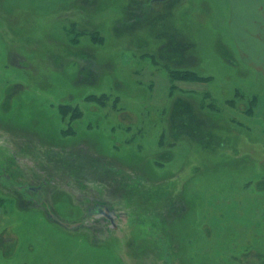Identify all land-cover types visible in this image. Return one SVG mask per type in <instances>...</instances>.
Here are the masks:
<instances>
[{
	"label": "rangeland",
	"instance_id": "rangeland-1",
	"mask_svg": "<svg viewBox=\"0 0 264 264\" xmlns=\"http://www.w3.org/2000/svg\"><path fill=\"white\" fill-rule=\"evenodd\" d=\"M230 10L0 0V264H264V78Z\"/></svg>",
	"mask_w": 264,
	"mask_h": 264
},
{
	"label": "crops",
	"instance_id": "crops-1",
	"mask_svg": "<svg viewBox=\"0 0 264 264\" xmlns=\"http://www.w3.org/2000/svg\"><path fill=\"white\" fill-rule=\"evenodd\" d=\"M230 6L229 25L234 39L233 49L236 47L233 53L236 52L246 67L258 71L264 78V0H230ZM255 101L253 98L247 103L236 104L235 100L230 99L229 103L231 109H237L242 116H252ZM0 218H3L1 208ZM2 227L3 224L0 229Z\"/></svg>",
	"mask_w": 264,
	"mask_h": 264
},
{
	"label": "water",
	"instance_id": "water-1",
	"mask_svg": "<svg viewBox=\"0 0 264 264\" xmlns=\"http://www.w3.org/2000/svg\"><path fill=\"white\" fill-rule=\"evenodd\" d=\"M154 2H163L165 0H153ZM90 218L93 219H99L101 217H104L110 221H112L114 219V214L112 211L108 210L106 206L104 205H95L92 207L88 208V213H87ZM50 217L55 220L56 222H58L61 226L67 227L69 229H73V228H78L80 226L81 223H66L61 221L58 217L54 216L53 214L50 215Z\"/></svg>",
	"mask_w": 264,
	"mask_h": 264
},
{
	"label": "flooded vegetation",
	"instance_id": "flooded-vegetation-1",
	"mask_svg": "<svg viewBox=\"0 0 264 264\" xmlns=\"http://www.w3.org/2000/svg\"><path fill=\"white\" fill-rule=\"evenodd\" d=\"M36 190L38 191V189H33L32 191L35 192ZM95 205H104V204H100V203H97V204H96V203H95ZM95 205H94V206H95ZM104 206H105V205H104ZM91 207H92V206H91ZM88 217L90 218L89 215H88ZM90 219H91V220H99V219H106V218L101 217V218H99V219H93V218H90ZM113 220H114V219H113ZM109 221H110V220H109ZM79 223H80V222H79ZM80 226H81V224H80ZM80 226H79V227H80Z\"/></svg>",
	"mask_w": 264,
	"mask_h": 264
},
{
	"label": "trees",
	"instance_id": "trees-1",
	"mask_svg": "<svg viewBox=\"0 0 264 264\" xmlns=\"http://www.w3.org/2000/svg\"><path fill=\"white\" fill-rule=\"evenodd\" d=\"M176 73H178V72H176ZM180 74V73H179ZM185 74V73H184ZM191 74H194V72L193 73H191ZM228 103H229V101H228Z\"/></svg>",
	"mask_w": 264,
	"mask_h": 264
}]
</instances>
